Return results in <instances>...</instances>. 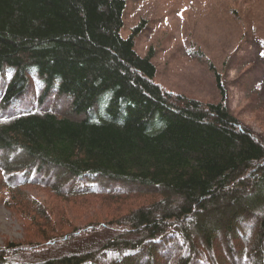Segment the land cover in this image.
Returning a JSON list of instances; mask_svg holds the SVG:
<instances>
[{
    "label": "trees",
    "instance_id": "trees-1",
    "mask_svg": "<svg viewBox=\"0 0 264 264\" xmlns=\"http://www.w3.org/2000/svg\"><path fill=\"white\" fill-rule=\"evenodd\" d=\"M125 9L126 0H0L5 184L51 175L59 195L70 182L82 196L156 197L86 232L38 226L41 242L0 246V264H201L206 254L222 264L224 251L264 264V137L231 113L218 74L217 103L155 82L154 54L135 50L138 29L121 34ZM27 97L35 108L10 112ZM245 226L254 235L241 250Z\"/></svg>",
    "mask_w": 264,
    "mask_h": 264
},
{
    "label": "rangeland",
    "instance_id": "rangeland-1",
    "mask_svg": "<svg viewBox=\"0 0 264 264\" xmlns=\"http://www.w3.org/2000/svg\"><path fill=\"white\" fill-rule=\"evenodd\" d=\"M123 21V37L139 31L134 37L136 52L141 56L154 54L155 82L172 95L217 103L222 98L218 74L231 113L264 137V0H126ZM30 106L35 108L36 104L27 97L10 112ZM12 175L0 170L1 247L15 242L35 248L31 245L41 242L38 226H62L64 230V226L85 225V232L90 231L92 223L119 219L131 206L135 209L156 199L125 192L113 198L105 197L110 194L82 196L71 192L84 187L70 182L62 183L67 190L59 195L52 190L55 178L51 175L40 177L42 183L5 184ZM102 186L107 189L111 184ZM24 199L36 201V205ZM39 205L47 211L44 217L34 210ZM238 229L242 250L250 243L254 226ZM232 238L237 239L235 234ZM224 254L227 263L236 264L228 251ZM217 258L212 263L206 254L203 261L214 264Z\"/></svg>",
    "mask_w": 264,
    "mask_h": 264
}]
</instances>
